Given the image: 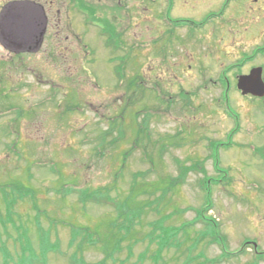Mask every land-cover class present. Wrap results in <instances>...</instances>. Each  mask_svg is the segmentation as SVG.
<instances>
[{
	"label": "rangeland",
	"instance_id": "374dc122",
	"mask_svg": "<svg viewBox=\"0 0 264 264\" xmlns=\"http://www.w3.org/2000/svg\"><path fill=\"white\" fill-rule=\"evenodd\" d=\"M225 1L201 3L207 13ZM230 1L222 21L164 59L155 56L148 15L135 20L141 45L123 66L142 80L119 89L102 38L103 53L83 38L81 60L73 36L47 35L27 64L0 66V264H70L72 255L86 264H254L245 241L264 251V103L241 97L234 73L229 90L218 78L264 48V20L245 13L254 0ZM61 41L65 51L50 50ZM249 62L264 68V54ZM180 166L188 168L181 185L165 187ZM204 179L211 206L202 217L216 223L226 259L196 219L206 207ZM85 190L107 193L120 209L82 204ZM158 221L176 233L156 263L148 236L163 233Z\"/></svg>",
	"mask_w": 264,
	"mask_h": 264
},
{
	"label": "flooded vegetation",
	"instance_id": "af4514ba",
	"mask_svg": "<svg viewBox=\"0 0 264 264\" xmlns=\"http://www.w3.org/2000/svg\"><path fill=\"white\" fill-rule=\"evenodd\" d=\"M145 1L146 7L141 5L142 0H1L0 50L3 55H0V66L7 68L13 66L15 58L22 60L20 62L23 64H27L31 58L28 55L42 49L47 41V35H54L57 39L62 35L64 41L69 39L68 35L73 36L82 46L81 60L84 58L83 49L86 50V46H83V38L99 46V53H103L102 45L95 41L102 38L107 61L111 65V79L117 80L119 83L120 81L125 82L127 78L131 77L125 74L123 66L126 55L130 49L141 45V41L133 30L140 26L138 22L134 24L135 20H141L143 15H148L145 19L148 18L151 22L150 30L154 35L152 43L155 56L157 58L162 56L164 59L162 54L164 51L171 54L174 45L182 48L188 47L190 42L195 40L197 34L205 33L210 25L214 24V21L220 19L219 12H212L216 10L211 7H208L211 10L206 13L204 9L209 3L205 6L201 3L203 0ZM210 4L214 6L215 1ZM254 4L255 7L248 4V10L245 13L247 15L256 14L252 19L258 20L260 23L261 20H264V0H262V4L254 0ZM204 11L205 14L201 16L200 13ZM100 13L104 18L99 15ZM210 16H214V18L205 24V19ZM52 20L54 21L53 25L49 27ZM61 45L65 44L62 41L52 42L50 50L61 54V50L65 51L67 48ZM262 49L264 48L262 47ZM253 53L254 50L248 59L254 56ZM187 59L188 55L179 61L183 64V61ZM191 59L195 61L193 57ZM234 66L238 67L239 64ZM243 66L245 64L241 65V68ZM254 67L248 71L236 69L232 78L236 80L238 76L248 74ZM261 67L264 73V68ZM139 73L132 76L140 78L137 76ZM218 81H230V79L227 75L220 74ZM245 243H250L255 254L264 256V251L257 250V244L256 250H254L253 243L255 242L246 240Z\"/></svg>",
	"mask_w": 264,
	"mask_h": 264
},
{
	"label": "trees",
	"instance_id": "16d2710c",
	"mask_svg": "<svg viewBox=\"0 0 264 264\" xmlns=\"http://www.w3.org/2000/svg\"><path fill=\"white\" fill-rule=\"evenodd\" d=\"M142 79V78H141ZM132 81H130L129 82V84H128V86L129 85H132L133 83H131ZM132 87V86H131ZM130 87V88H131ZM107 133V132H106ZM111 132H109V134H110ZM117 139H118V137H117ZM189 169H190V167H189ZM186 170H188V168H185V167H183V166H180V168H179V177H177V178H175V179H171L170 180V182H168L167 184H165V187H166V185H168L170 188H173V187H175V186H177V185H181V183L183 182V180H184V177H185V172H186ZM142 175V174H141ZM184 175V176H183ZM208 181H210V179H205L204 180V182H203V188H202V190H203V192H204V194H205V196H204V198H206V200H205V205H206V207H204L203 209H202V211L200 210V211H198V213H197V215H196V219H199V218H202L201 220H200V222L201 223H203V226L204 227H207L206 229V231L205 232H203V236L204 237H207V236H209L210 238H211V242L212 243H215V244H217V245H219L221 248H222V250H223V255H222V259H226V257L227 256H225V255H229L226 251H225V249H224V245H223V239H222V237L218 234V232L216 231V223L213 221V220H211V219H203V213H201V212H206L207 210H210V205H209V203H210V198H209V193L207 192V190H208ZM79 193V192H78ZM24 197H28V195H21L20 196V198H24ZM79 200H80V202L82 203V204H87V203H92V204H94V205H100L102 202H104V203H110V200L111 199H109V197H108V195H107V193H103L102 191H92L91 193H88L87 192V190H85L84 192H82L80 195H79ZM13 203L14 202H11L10 201V203L9 204H7V207H13ZM112 206H114L116 209H120V208H118V206H117V203L116 202H113V203H110ZM11 207V208H12ZM9 209V208H8ZM158 224H156L157 225V227H158V230H160V231H162L161 230V221H158L157 222ZM155 232V231H154ZM154 232H152L149 236H148V238H149V240H150V242H153V240H156V243H157V245H158V250H157V253L155 254V256H153V258L155 259V262L157 263V261H158V258L160 257V253H161V251H162V249L163 248H165L166 246L168 247L169 245H170V242H171V240L173 239L172 237V235H175V233H176V231L175 232H173V233H169V232H167V231H162L163 233L161 234H154ZM85 233V232H84ZM83 233V234H84ZM76 238V236H73V239H75ZM73 242H75V240H72V242L71 243H73ZM222 243V244H221ZM119 245V244H118ZM80 248H82V243H80V244H78V246H77V251L80 249ZM115 252V250L114 249H112L111 250V253H109V254H107L106 255V258L105 259H112L111 257H112V253H114ZM71 264H86V263H84V261H82V260H77L76 258H75V256H72L71 257ZM215 261H212V262H210V264H213ZM100 264H104L103 263V261H102V263H100Z\"/></svg>",
	"mask_w": 264,
	"mask_h": 264
},
{
	"label": "water",
	"instance_id": "95a60500",
	"mask_svg": "<svg viewBox=\"0 0 264 264\" xmlns=\"http://www.w3.org/2000/svg\"><path fill=\"white\" fill-rule=\"evenodd\" d=\"M236 87L242 95L263 97L264 83L261 77V68L253 69L248 76L239 77Z\"/></svg>",
	"mask_w": 264,
	"mask_h": 264
}]
</instances>
